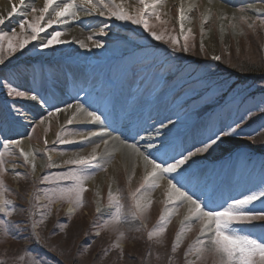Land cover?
Masks as SVG:
<instances>
[{"label": "rangeland", "instance_id": "obj_1", "mask_svg": "<svg viewBox=\"0 0 264 264\" xmlns=\"http://www.w3.org/2000/svg\"><path fill=\"white\" fill-rule=\"evenodd\" d=\"M184 1L144 0L147 4L157 3L156 10L160 13V20L155 16L146 18L151 30L163 35L162 40L153 39L142 25L115 19L109 14L110 9L103 5L98 4L96 10L81 6L80 12L88 13L87 18L91 21V26L86 30L88 33L84 34L81 40L90 48L96 42L102 44L100 48L94 46V57L97 59L89 66H84L85 68L79 66L80 53L76 49L77 45L70 41L42 49L38 39L12 55L7 52L4 54V62L0 63V84L4 85L0 88V114L3 115V119H0V152H5V166L8 170L0 174V179L7 189L4 192L5 198L10 200L16 209L10 217L0 216V219L11 222L10 230L17 238L5 235L3 227L6 225L0 226V264H34L36 257L42 259L43 264H169L170 256L173 257L172 264H185L184 252L199 236L200 224L194 221L191 230L186 231L177 253H171L175 234L180 229L184 216L188 214V205L185 203L178 206L172 215L163 237V244L148 242L147 232L156 226L165 211L161 187L151 192L152 204L143 221L135 220L119 226V230L126 234L120 241L123 257L120 256V249H112L111 245L116 242L118 233L101 227L111 210H105L103 215H99L96 208H104L107 205L111 190L114 194L118 192L124 205V213L127 215L132 203L130 193L140 185L144 174L142 165L139 166L140 172L137 174V171L127 169L123 161L120 163L121 167L114 165L110 169V164H104L106 170H90L89 181L102 174L106 178L105 184L93 181L94 184L89 186L87 180L85 184L88 191L84 193L83 206L74 212L69 213L67 208L73 207L72 204L60 199L54 200L49 206L50 211L42 207L48 204L43 194L50 187L40 182L42 177L66 171L68 166L62 161L56 164L60 167L49 168L47 163L40 172H33L30 166L23 164L18 150L4 149L3 139L27 138L35 150L36 157L46 161L50 153L59 159L67 152L82 150L86 142L72 145L53 142L58 133L70 140L71 137L79 136V133L87 134L93 131L91 127L74 123L67 125L60 120V114L53 115L43 124L39 121L42 116L47 117L49 111H54L57 107L66 108L73 101L87 108L83 101L87 102L88 96L76 92L73 100L62 98L65 102L58 106H45L38 101L37 111H33L35 108H32L30 100H25L23 104L28 118L17 122L8 117L7 113L9 109L19 107L20 104L14 103V96L7 95V89H35L46 98L51 95L48 89L51 79L53 81L57 76L64 78L65 75L69 77L71 69H74L77 76H81L82 84L92 79L93 83H102L108 72L115 73V79H120L121 86L116 95V100L120 102L116 105L118 114L110 115L113 119H116V116H128L126 110L131 101L128 97L131 92L138 93L139 100L133 106L135 111L144 106L147 99L150 101L148 103H153L156 98H161V102L158 100L159 107L153 108L150 104L149 114L154 116L146 118L143 122V133L139 134L137 140H126L128 143H137L142 151L156 153L154 149L147 148V143L156 137L155 129L159 128L161 121L168 124L166 117L176 123L177 127L172 129L170 136L157 137L156 142H152L157 146L162 139L171 140L173 146L180 143L182 140L178 141L176 135L182 130H189L187 140H193L194 136L198 135L201 142H207L208 137L218 133L221 128L227 129L228 125L237 127L239 124L237 131L240 135L225 137L202 157L194 158L196 164L193 170H208L212 176L210 185L196 184L191 176L185 174L184 183L187 189L201 195L202 199L209 198L213 207L225 201L230 202L232 198H242L253 191L264 189V131L247 135L251 128L264 124V27L259 24V20L264 19V0H242L232 4L225 0H216L218 5L216 2L208 4L205 0H188L183 3ZM104 3L119 5L133 16H139L143 7L140 0H104ZM33 8L40 7L28 6L11 18H7L6 14L5 23L0 24V33L11 37L15 31L17 40L30 38L32 33L27 23L23 31L20 29V23L31 22ZM181 9L188 17L184 21L185 33L191 29L188 33L187 52L181 50L184 45L178 19ZM100 11L105 14L100 15ZM0 16H3L1 7ZM241 16L246 18L247 23L240 21ZM251 23L255 24L254 28L248 27ZM62 24L52 25L46 29V33L59 31L63 34ZM230 24L236 27H230ZM101 29H104L103 33ZM40 36L45 37V33ZM171 37H177L179 44L174 46ZM61 38L64 39L63 36ZM4 44L6 46L7 41H4ZM214 56H220L221 59L214 60ZM105 89L106 91L101 92V99H105L109 91L111 92L110 89ZM31 94L28 93L29 96ZM248 110H251V119ZM130 113L134 115L135 112L130 109ZM242 115L245 117L243 123L239 120ZM234 121L236 123H233ZM32 125H35L34 129ZM168 127L172 128L171 125ZM107 133L118 140L123 139L117 132L107 130ZM45 138L48 141L47 147ZM201 142L187 150L194 151L196 147L202 146ZM230 151L235 156L232 158L234 162L231 167L223 169L221 165L220 170H214L210 164L212 161L208 160ZM180 152L186 154L185 149ZM247 156H256L254 161L259 163V168H255L257 165L249 161ZM17 172L21 175L17 176ZM250 207L253 211L264 210V201H257ZM42 211L48 212L46 218H42ZM34 223L38 225L35 229ZM244 231L250 232L254 237L264 234V228L261 227H245ZM149 253L150 255H147ZM129 256L134 259L129 260ZM196 264H217V259L211 252H206Z\"/></svg>", "mask_w": 264, "mask_h": 264}, {"label": "snow or ice", "instance_id": "obj_2", "mask_svg": "<svg viewBox=\"0 0 264 264\" xmlns=\"http://www.w3.org/2000/svg\"><path fill=\"white\" fill-rule=\"evenodd\" d=\"M24 3L25 0H19V5L12 4L10 11L7 12V18L13 17ZM140 3L143 7L140 10L139 16H133L119 5H112L111 3L105 4L104 0H96V2H94V0H43L42 7L32 9L33 18L31 22L24 21L20 23L21 31L25 29V23H27V27L32 33L30 38L17 40L15 31H13L11 37L6 33H0V63L4 62L3 56L6 52L12 55L18 50L25 49L26 45L31 41L40 39V47L42 49H49L56 45L68 43L69 41L61 38L63 35L61 32L53 31L48 34L46 33V29L52 27L54 24L64 23L66 18H72L73 20L77 19L81 6H90V10H96L98 4L103 5V7L110 9L109 14L115 17V19L142 25L144 30L149 32L153 39L162 40L163 35L152 31L149 20L146 18L155 16L158 21L160 20V13L156 10L157 3L147 4L144 0H140ZM99 14L104 15L105 13L104 11H100ZM5 19L6 17L0 16V24H4ZM178 19L180 22V30L183 34L182 38L184 40V45L181 50L187 52L189 48L188 33L191 32V29H188L187 33L184 31V21L187 20L188 17L184 14L183 9L180 10ZM43 21L46 22L42 24L41 22ZM206 21L207 17L204 18V22ZM240 21L242 23H247L244 16L240 17ZM259 24L261 27H264V19H260ZM254 26V23L248 24L249 28H254ZM230 27L235 28L236 25L230 24ZM103 31L104 29H101V33H103ZM41 33H45V37H41ZM4 41H7L6 46ZM13 41H16V43ZM171 43L174 46L178 45L179 39L177 37H171ZM94 46L100 48L102 44L96 42ZM80 47H85L82 41L80 42ZM201 48H203V44H201ZM212 59L219 61L221 57L214 56ZM3 87L4 85L0 84V88ZM29 92L32 93L30 96L28 95ZM7 95L14 96L16 98L14 103L19 102L20 104L19 107L9 109L7 113L8 117H11L17 122L28 118L27 110L24 108L23 104L25 100H30L32 102L39 101L43 104H47L44 96H41L35 89L18 90V87H9L7 89ZM66 109L72 110V115L66 121L67 125H72L75 120L81 117L85 122L103 123L102 114L98 115L95 110H88L83 105L77 104L73 106L68 104ZM64 111L65 109L57 107L54 111H49L47 117L42 116L39 122L43 124L48 118ZM250 113L251 110H248L249 119H251ZM0 119H3L2 114H0ZM166 119L168 120V124L161 121L159 128L155 129L156 137L170 136L172 129L177 127L176 123L171 121V119L167 117ZM239 120L243 123L245 117L242 115ZM233 123L236 122L234 121ZM168 125H171L172 128H169ZM32 127L34 129L35 125H32ZM237 128H239V124H237V127L228 125L227 129L221 128L218 133H213L212 136H209L207 142H201L202 146L196 147L194 151L185 149L186 154H184V152H179L176 155L169 156L166 150L168 148L166 139H162L159 146L149 141L147 143V148L154 149L155 152H160L161 155L159 159H157L152 151H142L137 143H128L124 139H119L120 147L126 150L129 156L136 159L137 163L134 165V169L142 165L144 174L140 185L135 191L130 193L132 203L127 215L124 213V205L121 203L118 192L114 194L111 190L109 191L107 205H105L104 208L100 206L96 208V212L99 215H103L105 210H111L108 214V218L105 219L101 225L103 229H111L118 233L116 242L111 245V248L120 249V256L123 257L124 253L120 241L126 237V234L119 230V226L135 220L143 221L146 212L152 204L151 192L157 188H161L162 185L160 181L166 180L167 183L163 186L165 211L159 217L156 226L147 232V240L149 243H155L157 245L163 244V237L172 215L178 206L186 203L188 205V214L184 216L181 221L180 229L175 234L171 245L172 254L177 253L186 231L191 230V224L195 221L200 224L199 236L195 243L189 245L185 250V264H196V261L202 259L206 252H211L213 256L216 257L217 264H264V234L254 237L250 232L244 231L245 227L264 228V210L253 211L250 207L257 201H264V189L253 191L251 194L245 195L242 198H232L230 202L225 201L223 204L213 207V202L209 198L202 199L201 195L194 194L188 190L184 183L185 174H187L192 177L196 184L204 186L211 184L212 176L208 170H193L196 164L194 158L202 157L203 154L209 152L213 145L222 142L223 138H232L240 135ZM240 131L242 132L243 129ZM258 131H264V124H259L251 128L247 135L251 136ZM45 132H47V129H45ZM104 134L103 132L90 131L87 134L79 133V140H67L58 133L53 143L93 142V137L103 136ZM44 143L47 147L48 141L46 138ZM108 143V140H103L105 146H107ZM3 147L5 150L10 148L18 150L19 157L23 159V164L30 166L31 170L35 172L36 153L25 151L21 147L20 139L4 137ZM99 148L100 145L97 144L92 149L91 153L87 155L76 154L64 160L63 164L68 166L66 171L42 177L40 182L50 185L48 190L43 194V198L48 201V204L42 206L44 209L50 211L49 206L56 199L66 200L73 205V207L69 208V213L83 206L84 193L88 191L85 182L91 178L90 170H106L104 168L103 156L108 155V153L105 152L98 155L97 149ZM4 156L5 152H0V174L8 170L5 166L6 161ZM168 160H172V162H168ZM47 167L54 168L60 166L56 165L49 155ZM174 173L176 176H172ZM15 174L17 176L21 175L18 172ZM129 180H131V177H129ZM5 191H7V189L4 186L3 180L0 179V216L10 217L13 215L16 206L5 198ZM21 211H23V209H21ZM47 214V211H42V218H46ZM0 226H4L3 232L5 235L11 236L13 239L17 238L10 230V221L0 219ZM37 226L38 225L34 223L33 229ZM97 235H99V232ZM209 245L211 247H209ZM28 251L30 252L31 250L29 249ZM147 255H150V253ZM190 256L192 259H189ZM128 259L132 260L134 258L129 256ZM168 259L169 264H172L173 257L170 256ZM34 264H43V260L36 257Z\"/></svg>", "mask_w": 264, "mask_h": 264}, {"label": "bare ground", "instance_id": "obj_3", "mask_svg": "<svg viewBox=\"0 0 264 264\" xmlns=\"http://www.w3.org/2000/svg\"><path fill=\"white\" fill-rule=\"evenodd\" d=\"M186 1H188V0H185L183 3H185ZM225 1H227V2L232 4V3H236V2L242 1V0H225ZM205 2L208 3V4L209 3L213 4V3L216 2V0H205ZM12 4L19 5V0H8V2H4V1L0 0L1 13L3 14L4 17L6 16L7 12L10 11V7H11ZM40 4L41 5L43 4V0H25L24 5L22 7H20V10L17 13L23 12L28 6L41 7ZM121 4L123 6H125V4H123L122 2H121ZM216 5H218V3ZM187 6L188 5H186V7ZM87 8L90 9V6L87 7ZM80 11L81 10H79L77 19L73 20L72 18H66V21L62 24L61 28L63 29V35L62 36L64 37V39L66 41H70L71 43L77 45L76 49L80 53L79 57H78L79 66L85 68V67L89 66L91 63H93L97 59V57L96 58L94 57L95 47L92 45L91 46V48L93 49L92 50L90 47L86 46L84 41L81 40V37L84 36V34L88 33V31H86V30L91 26V21L87 18L89 16L88 13L80 12ZM227 12H230V11L227 10ZM29 16H31V13L29 14ZM81 41L85 44V47H83V48L80 47V42ZM50 70H52V66H51ZM70 72H71V74H69V77H67L66 75L65 76L63 75L64 78H61L60 76H57V78H55L53 80L54 87H55L53 93H52V79H51V83H49V86H48L49 93L51 95H48L45 98V100L47 101V104H44L45 106H50L52 104L53 100H54V102H60V103L65 101V100L61 99L62 98L61 93H65V92H69V95L73 96L70 100H73L75 95H76V92L79 89H83V87L86 86V82L87 81H85V83L82 84L81 83V76L80 77L77 76V74L74 73L73 69H71ZM67 81H68V84H67ZM92 85H93V83L92 84L90 83L89 87H87V88L93 87ZM84 90H86V89H84ZM158 97H160V96H158ZM37 103L38 102H32L31 101L32 108L33 109L35 108L33 111H35V110L37 111L38 110L37 109L38 108V104ZM77 104H80V103L75 102V101H73V103H71V105H73V106H75ZM144 106L146 108H148L149 105L145 103ZM156 106L159 107L160 103H157V105H155V107ZM63 109H65V111L60 113V120L63 123H66L67 119L72 115V110H68L66 108H63ZM135 110L136 109L134 107L133 111H135ZM148 112H150V110H148ZM139 114L140 113H138L137 116ZM102 121H103V119H102ZM74 124L87 125V126L91 127L93 129V131L103 132L105 134L103 136L93 137L92 138L93 142H86V145H85V147L82 150L67 152L63 157H61L59 159L56 156H54V155H52L50 153V156H51L53 161H56V159H57L55 164H59L60 162L66 160V159H69V158H71L72 156H74L76 154L87 155V154L91 153L92 149L97 144H99L100 148L97 149V153H98V155H101V154H103L105 152L108 153V155L103 156V159H104L103 161H104L105 165L110 164L109 165L110 169L114 165H116V166L118 165L119 167H121L120 163H121V161H123V164H124V166L127 169H131V170H133L135 172L137 171V174L140 172L138 170L139 167H135V169H134V165L137 163L136 159L131 157V156H129L127 151L120 147L118 139H113L114 137L112 135H110L109 133H107V128L104 126L103 123L85 122L83 120V118L81 117L78 120H75ZM21 133H22V131H21ZM191 135L193 136V134H191ZM154 139H157V137H154ZM154 139H152V142L155 143L156 141H154ZM20 140H21V147L25 151L35 152L33 146L30 144V142L28 141L27 138L26 139L25 138H21ZM70 140H79V136L71 137ZM103 140H108L109 143H108L107 146H105L103 144ZM72 144L73 143H69V145H72ZM47 163H48V161H46V159L37 158L36 157V160H35V164H36L35 172L36 173L40 172L46 166ZM93 181L94 182H99L102 185V184H105L106 178H104L102 174H99V175L95 176V178H93L92 181L88 180L87 184L89 186H91L92 184H94ZM99 183L97 185L95 184L97 189L99 188V186H98ZM160 183H161V185L163 187L164 185H166L167 181L166 180H162V181H160ZM158 196H159V193H158ZM67 208L69 209L70 207H67ZM187 209H188V206H187Z\"/></svg>", "mask_w": 264, "mask_h": 264}]
</instances>
